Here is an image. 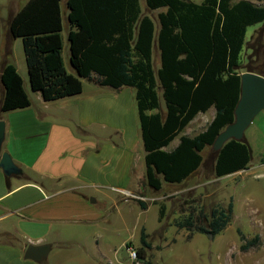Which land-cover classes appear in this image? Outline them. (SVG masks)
<instances>
[{
	"label": "trees",
	"instance_id": "16d2710c",
	"mask_svg": "<svg viewBox=\"0 0 264 264\" xmlns=\"http://www.w3.org/2000/svg\"><path fill=\"white\" fill-rule=\"evenodd\" d=\"M60 1L28 0L7 22L8 40L21 38L30 88L43 101L79 95L82 80L113 90L133 88L145 152V185L155 194L162 192L164 183L181 184L202 168L214 178L248 168L252 154L244 137L227 141L218 151L212 144L234 121L242 69L264 76L263 56L242 63L246 28L264 23V0H145L149 12L159 10L157 30L139 0H66L68 59L75 75L66 71L62 59ZM0 85V114L30 106L21 76L5 60ZM210 108L214 116L204 130L193 137L182 134ZM176 137L177 146L164 150ZM206 148L211 151L204 158ZM220 210L189 214L176 226L188 231L187 238L193 233L215 236L229 224L233 205L229 202L225 213ZM164 211L160 205L159 221ZM139 242L137 259L151 264L146 260L151 244L144 228Z\"/></svg>",
	"mask_w": 264,
	"mask_h": 264
},
{
	"label": "crops",
	"instance_id": "0c3cea01",
	"mask_svg": "<svg viewBox=\"0 0 264 264\" xmlns=\"http://www.w3.org/2000/svg\"><path fill=\"white\" fill-rule=\"evenodd\" d=\"M5 51L4 46L3 53L0 52V70L2 61H7ZM153 56L156 63V49ZM253 56H258L257 52L244 56L243 66ZM246 71L242 69L241 73ZM23 73L19 75L30 106L0 114L5 124L1 151L8 153L22 170L21 176L10 177L0 170V264H43L52 253L51 264H62L67 247L79 242L69 237L72 228L74 231L82 228V245L90 239L93 244L90 255H95L105 201L140 207L134 200L144 202L145 194L152 193L145 185V152L138 129L134 89L113 90L82 80L79 95L45 102L38 93L30 95L28 73ZM2 95L0 85V101ZM198 115L189 125L195 123ZM213 116L214 112L208 120ZM256 135L254 130L249 136L244 132L251 154ZM178 142L176 137L164 150L175 148ZM261 150L264 157V145ZM259 161L255 165L250 162L245 170L216 179L238 177L248 170L255 177H263L264 162ZM183 183H164L162 191L174 190ZM108 192L118 195L112 198ZM147 207L140 208L145 211ZM135 209L127 206L124 211L120 210L115 221L126 228L131 224L132 228L145 229ZM28 244L50 245L47 258L40 263L24 259Z\"/></svg>",
	"mask_w": 264,
	"mask_h": 264
},
{
	"label": "rangeland",
	"instance_id": "374dc122",
	"mask_svg": "<svg viewBox=\"0 0 264 264\" xmlns=\"http://www.w3.org/2000/svg\"><path fill=\"white\" fill-rule=\"evenodd\" d=\"M27 1L0 0V52L3 53L4 46L7 48L9 41L10 55L6 57V60L15 65L21 75H24V71L27 75L22 40L21 38L8 40L7 22L9 17L21 9ZM191 1L201 3L203 0ZM139 5L144 14L153 18L157 30V12H149L145 0H139ZM60 10L63 63L66 71L75 75L68 61L67 32L69 25L66 16L68 13L66 0L60 1ZM253 51L257 52L259 57H264V23H256L246 28L242 60L244 56ZM158 62L159 58L154 63L155 69L158 67ZM27 90L31 95L33 92L31 88L28 87ZM160 102L163 104L161 97ZM212 112H214L213 108L199 114L195 123L185 129V134L193 137L204 130L210 122L208 117ZM263 118L264 111L258 113L245 130V136H249L252 130L257 133L251 165L257 164L260 160L259 157H263L261 150L264 145ZM210 151L211 148H206L202 153L203 157L207 158ZM141 163L144 167L143 159ZM175 191L179 192L174 193ZM108 193L112 198H116L118 195ZM160 195L165 197L160 198ZM145 196L147 198L143 203L148 206L145 211H142L136 204L126 205L122 202L115 204L113 200L105 201L102 208L104 217L97 233L98 252L95 255H90L93 246L90 239H87L84 242L85 245H82V228L76 231L74 228L69 230V237L78 239L79 242L67 247L62 264H144L138 259H131L127 250L129 246L135 250L140 247V230L137 229V226L132 228L131 224L128 228L123 227L115 221L116 213L120 210L124 211L127 206L136 208L135 213H139L138 218L149 234L148 241L151 244V249L146 250V260L151 264H264V176L255 177L252 170H248L238 177L218 180L202 168L191 179L174 190L166 189L165 192L162 191L158 194L152 192ZM229 202L233 205L230 222L224 230L215 236L193 233L191 238H187L188 231L176 226L177 221L182 222L189 214L196 216L201 210L208 214L212 208L219 207L220 212L225 213ZM160 205L165 207L162 224L158 222ZM242 245L247 247L245 251L241 250ZM95 250L96 248H94ZM53 258L52 253L47 262L43 264H51Z\"/></svg>",
	"mask_w": 264,
	"mask_h": 264
},
{
	"label": "water",
	"instance_id": "95a60500",
	"mask_svg": "<svg viewBox=\"0 0 264 264\" xmlns=\"http://www.w3.org/2000/svg\"><path fill=\"white\" fill-rule=\"evenodd\" d=\"M264 111V76L252 72L240 74V98L234 110V121L226 126L216 137L212 150L218 151L229 140L240 141L254 117ZM5 124L0 120V170L7 176H21L22 170L13 162L10 155L1 151L4 140ZM212 236L211 234H209ZM50 251V245L28 244L23 258L40 263Z\"/></svg>",
	"mask_w": 264,
	"mask_h": 264
},
{
	"label": "built area",
	"instance_id": "2783aa9c",
	"mask_svg": "<svg viewBox=\"0 0 264 264\" xmlns=\"http://www.w3.org/2000/svg\"><path fill=\"white\" fill-rule=\"evenodd\" d=\"M127 250L129 251L130 258L133 260L137 259L136 250L132 247H127Z\"/></svg>",
	"mask_w": 264,
	"mask_h": 264
}]
</instances>
